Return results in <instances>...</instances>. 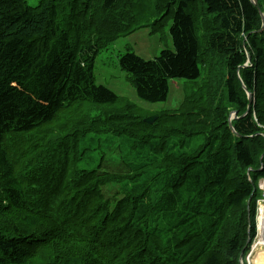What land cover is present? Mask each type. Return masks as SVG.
<instances>
[{"label":"trees","instance_id":"1","mask_svg":"<svg viewBox=\"0 0 264 264\" xmlns=\"http://www.w3.org/2000/svg\"><path fill=\"white\" fill-rule=\"evenodd\" d=\"M261 14L264 0H0V264H241L264 179ZM142 23L174 49L119 57L136 94L166 100L186 79L150 114L94 76Z\"/></svg>","mask_w":264,"mask_h":264},{"label":"rangeland","instance_id":"2","mask_svg":"<svg viewBox=\"0 0 264 264\" xmlns=\"http://www.w3.org/2000/svg\"><path fill=\"white\" fill-rule=\"evenodd\" d=\"M29 5L38 4L39 0H25ZM150 25L143 24L133 33L119 37L114 42L110 43L107 48L97 54L94 60V76L97 84H102L120 96H123L138 105L144 113L150 114L155 111H160L166 108L176 107L182 99L183 86L186 79L177 78L169 82V93L166 100L158 102H149L140 98L130 81L127 78V73L121 69L119 65V57L126 52H132L144 59H154L164 49L173 50V41L168 28L163 31L151 33ZM236 117L235 111L231 114ZM153 116V115H149ZM96 147L95 144L92 145ZM91 159L84 160L79 163V167L88 168L94 167L97 160L90 162ZM258 189L262 197L257 199V228L256 241H254V252L262 245L264 247V179L258 182ZM250 201V198L248 199ZM247 200V203H248ZM259 206V209H258ZM253 247L247 253L246 260L249 264V257L253 254Z\"/></svg>","mask_w":264,"mask_h":264},{"label":"bare ground","instance_id":"3","mask_svg":"<svg viewBox=\"0 0 264 264\" xmlns=\"http://www.w3.org/2000/svg\"><path fill=\"white\" fill-rule=\"evenodd\" d=\"M254 249L255 248L253 246V254L251 255V264H264V247L262 245H259V247L256 249L255 252Z\"/></svg>","mask_w":264,"mask_h":264},{"label":"clouds","instance_id":"4","mask_svg":"<svg viewBox=\"0 0 264 264\" xmlns=\"http://www.w3.org/2000/svg\"><path fill=\"white\" fill-rule=\"evenodd\" d=\"M147 118V117H146ZM250 202V201H249ZM258 209H259V206H258ZM247 210H248V213H249V208H248V205H247ZM257 215H258V211H257V203H256V216H255V236L251 239V241L249 242L250 243V246L251 247H253V243H254V241H255V239H256V233H257V224H256V220H257ZM248 231H249V233H248ZM248 231H247V233H248V236H250V227H248ZM248 238V237H247ZM247 242V241H246ZM248 244V243H247ZM246 256H247V254H246ZM241 257H242V255L240 256V262L242 261L244 264H248V262H247V260H246V257H245V260L243 261L242 259H241ZM242 264V263H241Z\"/></svg>","mask_w":264,"mask_h":264},{"label":"water","instance_id":"5","mask_svg":"<svg viewBox=\"0 0 264 264\" xmlns=\"http://www.w3.org/2000/svg\"><path fill=\"white\" fill-rule=\"evenodd\" d=\"M252 2L255 5H257V0H252ZM261 16H262V27H263L264 26V16H263V14H261ZM154 119H155L154 117H148V118L145 119V122H147V123H153ZM247 205H248V208H249V200H248ZM248 233H249V231H248ZM250 241H251V238H250V236H248L246 243H249ZM241 255H242V253H241ZM241 263L244 264L242 261H241Z\"/></svg>","mask_w":264,"mask_h":264}]
</instances>
